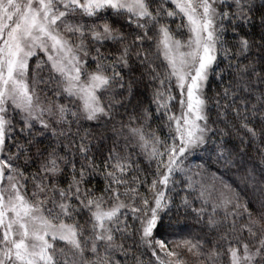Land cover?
<instances>
[{
	"label": "snow or ice",
	"instance_id": "obj_1",
	"mask_svg": "<svg viewBox=\"0 0 264 264\" xmlns=\"http://www.w3.org/2000/svg\"><path fill=\"white\" fill-rule=\"evenodd\" d=\"M0 264H264V0H0Z\"/></svg>",
	"mask_w": 264,
	"mask_h": 264
},
{
	"label": "trees",
	"instance_id": "obj_2",
	"mask_svg": "<svg viewBox=\"0 0 264 264\" xmlns=\"http://www.w3.org/2000/svg\"><path fill=\"white\" fill-rule=\"evenodd\" d=\"M198 206V205H197Z\"/></svg>",
	"mask_w": 264,
	"mask_h": 264
}]
</instances>
